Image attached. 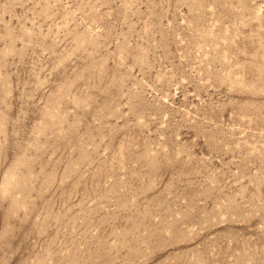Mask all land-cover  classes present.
Listing matches in <instances>:
<instances>
[{"label": "rangeland", "instance_id": "1", "mask_svg": "<svg viewBox=\"0 0 264 264\" xmlns=\"http://www.w3.org/2000/svg\"><path fill=\"white\" fill-rule=\"evenodd\" d=\"M0 264H264V0H0Z\"/></svg>", "mask_w": 264, "mask_h": 264}]
</instances>
